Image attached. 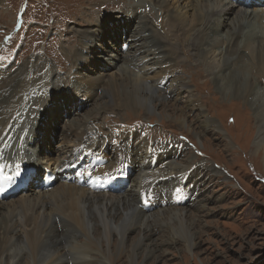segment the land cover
Instances as JSON below:
<instances>
[{"label":"bare ground","instance_id":"bare-ground-1","mask_svg":"<svg viewBox=\"0 0 264 264\" xmlns=\"http://www.w3.org/2000/svg\"><path fill=\"white\" fill-rule=\"evenodd\" d=\"M161 1L165 8V12H163L165 18L161 17L160 20L163 18L164 20L159 23L160 28L163 26L167 27L168 39H178L182 44L188 46H190L189 44H193L197 49L196 55L198 61L202 58L206 60V57L211 55V50L215 52L217 48H220L221 42L219 39H215L216 37L226 38L225 34H218L217 36L212 35L218 33V27L223 24L226 26L225 21L229 20V15L235 13L232 19L229 20V22L232 23L226 31L227 47L225 48V44L220 50L224 53L221 56L223 60L218 62L219 64L217 63L219 66L215 63V58L210 60V64L205 61L204 63L207 66L211 65V67L217 66V70L215 72L212 71V82L215 84V89L221 94V99L223 97L228 98L231 94L232 98L239 99L242 97L244 103L252 105L253 113H255L256 120L260 125L252 144L255 148H262L264 155V100L260 99V97H262L261 92L255 89L252 84L253 81H251L252 76L248 73L252 70L254 72L264 71V32H261V36H258L256 33L257 29H259V31L264 30V9L259 7L261 5L260 0H249L247 6L244 5V0H237L235 5L231 0H189L190 5H183L179 3V0H172L171 4L173 8L167 6L168 0ZM173 1L175 2L173 3ZM145 7H147V5L140 1V3L135 4V6L129 10H117L116 12L115 18H117V21L121 18V20L117 22L118 27L121 25L119 28L123 32L127 31L128 34L130 32L128 35L129 38L123 41V43L127 44L126 51L121 49L120 41L119 44L118 40L113 41L114 37L110 35V32L106 33L104 30H101L104 34L98 35L95 31L87 29L80 31L74 28L75 32L79 34L77 38L79 43H76V37L74 38L73 36L71 38L74 53L68 59L72 62L71 67L73 71L71 67L67 69L68 73L72 74L73 77L70 78V81L64 76L62 82L57 84H49L50 82L40 83L38 88L42 92H45V94L39 104H34L35 102H31V99L28 101V99L31 98L30 96L34 94L36 88V86H34L36 83L35 74L32 78L26 75L19 83L14 85L10 83L12 87L8 89L9 98L0 105V133L4 130L20 127L23 121L22 123L16 122L17 118L20 120V115L25 119V122L29 119H33V121H42L45 117H47V119L56 118L50 110L49 105L56 95H62V91H65L69 87L75 91V95L77 96V108L82 104V102H80L82 100L88 101L93 98L95 101L96 91L101 90L99 95L100 100L97 102L98 104H95L96 108L93 106V110L109 108L106 106L107 103L111 101L113 105L115 98L119 100L118 104H121V108L130 111L140 109L139 112L142 111L140 107H142L143 104L149 109L156 108V105L163 103L161 102L163 99L161 95L167 96L170 91L172 92V98H178L182 89L186 90L187 87L184 82L185 80L179 82L180 79L179 81H172L170 78L174 77L175 79V77H178L175 76V70L171 66L174 62L170 64L167 60L163 61L162 57L158 64L156 63V65L149 68L145 66V60H147V57H145L143 62V71H145V74L143 71H141L140 74L134 73L135 71L133 69H138L141 64L139 57L140 51L134 53V51L128 52V50L130 48V43L137 38V34L133 32L132 28L136 31L141 28H137L136 23L128 28L127 21H132V18L137 15H141L139 21L143 20V14L146 12L144 11ZM203 8L207 9L209 17L203 14L204 17L200 16L199 13ZM240 8L253 9V11H242ZM189 9L192 11L188 16ZM174 10H176L177 13ZM104 20L105 26H107L108 22L112 19L109 17ZM163 23L165 24L162 25ZM200 25L204 28L200 29ZM210 30L212 33H210ZM194 32L196 34H194ZM118 33V29L115 28L116 38ZM108 36L111 38L112 42L107 41L106 38H109ZM152 36L157 38L156 32L152 34ZM96 41H105L107 48L110 49L113 47L116 53L104 52L98 54L97 57L92 56L93 54L91 53L89 58L85 60L88 56L85 55L86 57L83 58V55L76 50V47L79 46L85 49L87 45V49H90ZM217 41H219V43ZM162 42H164L163 46L167 47L170 54L178 56L176 52L177 49L173 45L174 42L173 44L168 41ZM251 42L257 43L256 49L253 50L255 56L251 51ZM133 43L135 44V42ZM229 44L233 47L232 50L228 49ZM260 45L261 47H259ZM139 48L141 47L139 46ZM244 50L252 52L251 61H243L245 58V56L242 55ZM65 54L67 53L65 52ZM105 55L109 58L106 63L112 64L113 67L118 68L120 72L119 75H121V82L111 76L112 78L108 79L106 85L105 80L100 77L86 78L82 76L84 73L80 71V69H82L80 67L87 66L85 68L88 70L90 66L101 63L105 59ZM156 57L157 56H152L148 57V59H154ZM232 61L233 63H240L241 67H232ZM31 64L32 63H30V66ZM45 69L47 71L46 75L50 74L48 69ZM40 71H43V69H40ZM150 72L155 73V75L162 73L164 77L157 80V85L148 84V73ZM246 72L248 73L247 76H245ZM0 74V83H2V81L6 79V75L4 73ZM51 74L54 80L56 72ZM141 74L143 78L139 77ZM163 79H166V82L161 88L159 84ZM150 86L153 87L155 91H153L152 88L151 90ZM60 90L61 93H59ZM190 92L189 90V94ZM47 96H50V99H47ZM185 103L191 106H199V104H193L197 103L193 95L187 98ZM40 107L42 108L41 113L37 118H33L36 110L39 113L38 109ZM117 108V106H111V109ZM202 112V124L206 125L211 123L212 119L206 116L203 109ZM95 115L96 114H93L91 116V114H89L84 117L82 116V118L76 116L68 124L65 121L66 124H61L59 130L57 129V132L63 135V139L59 144L64 145V148L58 150V154H61V158L59 155L53 158L46 157V163L42 165L39 159H31L32 161H30L24 152H21L17 144H15L14 149L10 151L9 155H20L21 160L24 161L28 167H30V165H35L38 169V167L43 166L45 169L54 171L65 166L62 159L71 158L72 160L77 154L74 152V148L82 144L86 145L87 149H91L93 152L108 157L110 159V163L107 165L108 168L120 165L127 154L130 156L131 165L133 164V174L128 185L119 194H113L103 192L105 190L104 187L96 186L99 183H92V185L87 186L85 184L76 185L68 181L64 182L63 172L59 173V179H56L61 183L60 189H58L60 184L58 186L43 188L39 186L38 182L34 181L35 179H31L29 189H38V193L33 196V199H31V196V198L24 196L20 199H14L9 203L2 200L0 201V208L5 210V212H0V264H144L145 262H148V264H156L161 260L163 255L167 254L166 249L162 250V252H157V240H162L161 244L172 246L177 242L175 238L178 237L183 244L174 247L177 252L180 250L179 247H181V249L191 253V249L197 245L195 239H197V232L200 231V228L197 227V224L193 222L189 215H193V211L196 209H200V211L205 210L204 203L206 201L204 199H200L199 202L194 204L190 203L186 206H191V208L182 207L181 205H166L159 207L163 208L161 210L153 209V212L147 213L149 211H144L139 206L140 200L138 191L150 178H161L162 182L159 183V188L168 192L178 186L176 183H181L183 181L187 182L186 180L182 181V174L178 175L177 173H183L186 170L192 169L198 170L200 167L203 168L204 165H202L201 162L195 163L192 157L187 158L188 163L187 160L183 162L185 159H176L179 158V154L175 152L181 150L180 148L173 150L168 147V143L153 141L150 136L143 133L140 128V130L136 128L138 133L136 129L127 128L124 130L115 128L104 135L101 132L104 126L95 127L93 125L97 119ZM170 115L177 120L179 119V122L181 121L183 124L187 121V118L183 117L182 114ZM28 128L30 130V126ZM69 133L72 135V138L68 137ZM128 134L134 135V139L130 138L127 140V138H129L127 137ZM33 136L35 139V134H33ZM111 137L117 138L114 146L106 142V139ZM130 142L132 143L130 144ZM56 147H52L51 150H55L56 152ZM159 147H164L169 150L167 152L168 158L163 160L162 166L159 163L162 159L158 160L154 167H150L149 163L142 165L145 159H149L146 155L148 149H157ZM104 152L106 154H104ZM141 166L143 167L141 170H145L142 175L139 172V167ZM209 169L211 172L217 173L216 169L213 167H209ZM110 170L113 172L116 169L111 168ZM97 172L103 173V168H99ZM33 174H35L34 170L30 171V178H33ZM177 177L178 179H176ZM189 177H193V175L191 174ZM41 181L44 182L45 179L41 178L40 182ZM190 182L192 183L191 190L194 192L197 191L199 185L204 183L205 180L203 176H197L196 179ZM53 185H55V183ZM185 185L187 186V183ZM128 190L129 192H127ZM194 193L196 194L198 192ZM187 203H189L188 200ZM192 208L194 209L193 211ZM17 213L19 216H21V213L24 214L22 215L23 219L20 218L22 220L21 222L18 221L19 218L17 221L14 220ZM24 218L32 223H24ZM17 225L21 226V231L17 230ZM162 225H164V229L161 228ZM137 230L136 236H130V232L135 233ZM157 233L159 234L156 235ZM79 235L83 236V239L80 241L78 240ZM124 255L125 260H121L118 263L119 258ZM147 259L149 260L147 261Z\"/></svg>","mask_w":264,"mask_h":264},{"label":"rangeland","instance_id":"rangeland-1","mask_svg":"<svg viewBox=\"0 0 264 264\" xmlns=\"http://www.w3.org/2000/svg\"><path fill=\"white\" fill-rule=\"evenodd\" d=\"M140 1L147 5V7L144 8L146 12L144 13L145 15L143 14V20L141 21H139L141 15H137V13V16L132 18L134 22L131 26L136 23V27L141 29L136 31L132 28L133 32H136L137 38L133 41L135 44L133 42L130 43V48L128 50V52L134 51V53L140 51L139 57L141 64L138 69H133L135 71L134 73L140 74V72L144 70L143 62L145 57H147L145 66L149 68L156 65V63L158 64L161 60L160 58L163 57V61L167 60L170 64L174 62L171 66L176 72H174L175 76L178 77H175V79L174 77H170L172 81H179L180 79L179 82H182L185 80L186 90L188 91L182 89L179 97L175 99L174 97L172 98L171 91L167 96H163L156 91L162 96L163 99L161 102L163 103L156 105V108L152 109L145 107L143 104V106L140 107L142 111L139 112L140 109L130 111L121 108V104H118L119 100L116 98L113 105L111 101L107 103L106 106L109 108L93 110V106L96 108L95 104H98L97 102L100 100L99 95L101 90L96 91L95 101L93 98L89 99L87 102L83 100V106L78 111L74 90L71 87L67 88V93H64V90L61 93L60 90L59 93L62 95H56L53 102L49 105L50 110L56 118L47 119V117L44 116L45 118L41 121V128L39 129V127H37L38 133L36 134L35 140L38 142L36 146H40V148L36 160L39 159L40 164L45 165L46 157L53 158L59 155L58 150L63 149L64 145L59 144L63 139V135L57 132V129L59 130V127L61 124L63 125L65 121L68 124L76 116L82 118V116L84 117L89 114L92 116L96 114L95 116L97 119L93 125L95 127L104 126L102 128L103 131H101L104 135L115 128L124 130L127 128L141 129V131L149 135L153 141L168 143V147L173 150L180 148L182 151L178 150L175 152L179 154V158L176 159H185L183 161L185 162L188 157H192L195 163L201 162L202 165L205 166H203V168L200 167L198 170L192 169L186 170L183 173H177L178 175L182 174V181L186 180L187 186L191 185L192 183L190 181L196 179L197 176H203L205 180V182L202 183L203 185H199L197 191H195L198 193L195 195L193 194L191 199H188L189 203L186 201L184 204L187 205H181L182 207H186L190 203L194 204L199 202L200 199L206 201L204 203V211H200V209L194 210L192 208V211L194 210L193 215H189L193 222L197 224V227L200 228V231L197 232V239H195L197 245L191 249V253L181 249V247H179L180 250L177 252L174 247L183 244L178 237L175 238L177 242L172 246L161 244L162 240H157V252H162V250L166 249L167 254L163 255L161 260L156 264H264V155L262 148H255L252 144L260 125L256 120L251 104L244 103L242 97L239 99L232 98L231 94L228 98L223 97L221 99V94L215 89V84L212 82V71L215 72L217 66H219L218 62L223 60L221 56L224 53L220 50L227 42L226 31L232 23L229 22V20L232 19L235 13L229 15V20L225 21L226 26L223 24L218 27V33L212 35L217 36L218 34H225L226 38L216 37L215 39H219L221 42L220 48H217L215 52L211 50V55L207 56L206 60L202 58L198 61L196 55L197 49L193 44H189L190 46H188L182 44L178 39H168L167 27L163 26L160 28L159 23L165 18V14H163L165 8L161 0H0V45L5 44V36L6 34H10L14 36L15 39L13 47L19 46L21 51L17 56L15 66L13 67L12 65L10 68L11 71L7 74L6 72L8 69L0 72L6 74V79L0 83V105L8 100V89L12 87V85L19 83L26 75L32 78L34 74L36 81L34 86H36V88L34 94L30 96L31 98H29L28 101L31 99V102H35L34 104H39L45 94V92H42L38 88L40 83L50 82L49 84H57L62 82L64 76L69 80L73 77L72 74L68 73L67 69L72 65V62L68 58L74 53L71 38L73 36L74 38L76 37V43H79L77 40L79 34L76 33L75 30L81 31L87 29L101 35L107 32L106 30L108 28V32L114 37L113 41L118 40L119 44L121 32L118 33L116 38L115 26L113 25L117 19L115 18L116 12L117 10H129L133 8L135 4L140 3ZM171 2L172 0L167 1V6H169V8H173ZM174 2L175 1H173V3ZM179 3L190 5L189 0H179ZM233 4L235 5V3ZM23 5H25V8L22 11L21 20L17 21L19 16L18 11ZM240 10L248 12L253 11V9L242 8H240ZM174 11L177 13L176 10ZM191 11V9L188 10V16ZM199 14L201 17H209V13L205 8H203ZM109 17L112 20L108 22L109 25L107 24V26H105L104 19ZM161 17L164 18L160 20ZM164 24L165 23L162 25ZM199 28L202 29L204 27L200 25ZM101 30H104V32ZM155 32L158 39L152 36ZM261 32H264V30H256L258 36H261ZM15 33H17V35ZM210 33H212L211 30ZM194 34L196 33L194 32ZM125 35L126 38H128V35ZM106 39L108 42H112L110 37ZM162 41H168L172 44L174 42L173 45L177 49L176 52L178 56L170 54L167 47L163 46L164 42ZM219 41L217 42L219 43ZM16 42H20V44L16 45ZM138 45L141 48H139ZM250 45L254 55L255 52L253 50L256 49L257 43L251 42ZM226 47L227 44L225 48ZM259 47H261V45ZM106 48L107 45L105 41H96L90 49H87L86 45L85 49L77 46L76 50L83 55V58L88 56L85 60L89 58L91 53L94 57L104 52L116 53L113 47L110 49ZM232 48L231 44H229L228 49L232 50ZM153 49L156 50L154 51ZM249 50H244V53H242V55L245 56L243 61H251L252 52ZM65 52L67 54H65ZM152 56L157 57L148 59V57ZM212 58L216 59V64L218 63L217 66H212L214 69L211 65L207 66L204 63L205 61L210 64V60H213ZM107 59L109 58L105 55V59L101 63L90 66L88 70L85 68L87 66L80 67L82 68L80 71L84 73L82 76L86 78L100 77L105 80L106 85L108 79L112 77L121 82V75H119L120 72L118 68L113 67L112 64H107ZM30 63H32L31 66ZM231 65L232 67H241L240 63H233V61ZM45 68L48 69L50 74L46 75L47 71ZM40 69H43V71H40ZM71 70L73 71V68ZM53 72H56L54 80L51 74ZM143 72L145 74V71ZM248 73L252 76L251 81H253L252 84L255 89L261 92L263 99L262 97H260V99L264 100V71L254 72L252 70ZM248 73L246 72L245 76H247ZM148 74L149 79L147 82L152 85H157V80L164 77L162 73L155 75V73L150 72ZM139 77L143 78L142 74ZM151 88L155 91V89L150 86V89ZM189 90L191 91L190 94ZM192 95L197 100V103L193 104H199L198 107L185 103V100L192 97ZM47 99H50V96H47ZM111 106H117L118 108L111 109ZM201 108L206 116L212 119L211 123L206 125L202 124L203 112ZM38 110L39 113L36 110L33 118H37L42 108L40 107ZM66 112H69V114H66ZM169 113L173 115L182 114L183 117L187 118V121L183 124L181 121L179 122V119H175ZM22 121L23 124H21L20 127H24V130H29L28 127L30 124L32 123V125H34L36 123L33 119H29L25 122V119L20 115V120L17 118L16 122L22 123ZM9 130L4 131L8 132ZM30 132L29 130L27 133L30 134ZM68 135V137L72 138L70 133ZM111 138L117 140L116 137ZM115 143H110V145L114 146ZM52 147H56V152L55 150H51ZM9 153L10 151H8V155ZM24 154L32 161L31 159H34L36 151L32 149V152L26 151ZM104 154L106 153L104 152ZM59 156L61 158V154ZM163 160L164 159L159 162L161 166ZM63 161L65 165L72 164L71 158L62 159V162ZM209 167L216 169L217 173L211 172ZM33 168L36 169L37 166L33 165ZM141 169H143L142 166L139 167V172L142 175L145 170ZM191 174L193 177H189ZM176 179H178V177ZM176 184L179 185L180 183ZM58 185V189H60L61 183L57 180L55 185L51 187ZM127 192H129V190ZM36 193H38V189H29L9 200L3 201L9 203L14 199H20L24 196L28 198L32 197L31 199H33ZM191 193L194 192L191 190ZM186 208H191V206ZM161 209L163 208L158 207V209L155 208L154 210ZM154 210L147 213H151ZM0 212H5V210L0 208ZM22 215L24 214L21 213V216H19L17 213L14 220L17 221L19 218L18 221L21 222V219H23ZM24 223L32 222L24 218ZM97 228L99 229L98 225ZM161 228L164 229V225H162ZM17 230L21 231V226L17 225ZM137 232L138 230L135 233L130 232V236H136L135 234ZM158 234L159 233L156 235ZM81 239H83V236L79 235L78 240L80 241ZM124 257L125 255L120 257L118 263L121 260H125ZM148 260L149 259H147V261ZM144 264H148V262Z\"/></svg>","mask_w":264,"mask_h":264}]
</instances>
